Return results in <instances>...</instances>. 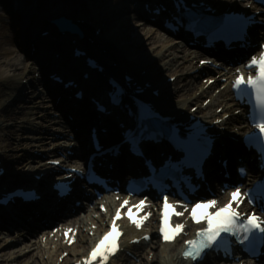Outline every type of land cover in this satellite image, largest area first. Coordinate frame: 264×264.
Listing matches in <instances>:
<instances>
[{
    "label": "bare ground",
    "instance_id": "6f19581e",
    "mask_svg": "<svg viewBox=\"0 0 264 264\" xmlns=\"http://www.w3.org/2000/svg\"><path fill=\"white\" fill-rule=\"evenodd\" d=\"M21 1H23V5L16 4V0H7L6 2L8 8L11 10L15 9V18L24 26V36L22 35L21 38L24 55L9 46L4 52L5 55L3 54L0 57V93L4 94L0 105V113L2 124L5 122L9 123H6L4 127H0V150L2 151L0 153V168L6 169L5 173L0 176V191L2 184L6 182L12 181V184L22 185L27 181L30 185L38 186L40 191L43 192V199L40 202L24 206L14 204L8 207L0 206V264H74L75 261L86 256L94 238L103 230L105 225L109 224L108 214L112 213L114 208L121 204L113 196L108 200V213H103L99 210L102 201H97L96 197H94L84 207H76L75 212H64L67 209L66 206L72 202V198L69 197L68 200L59 203L54 195L51 194L48 185L53 178L62 176V173H59L52 177V173H56L60 166L75 167L74 163L77 162V158L68 155L64 158L60 155V152L66 153L67 148L71 145H75V150L82 151L81 141L78 142L76 138L54 140L55 137H58L56 133L54 134L47 130H40L38 134L19 133L27 127L26 124H31L32 121L46 126L47 123H43L37 118L47 119L49 113H60L59 110H61L65 122L79 129V136L84 143L89 142L85 133L89 127V129L91 127L107 128L109 134L103 135L104 140L109 135H116L121 138L122 129L119 127V121L99 112L97 106L91 100L94 96L107 98L106 93L110 86L103 80L106 76H103L97 70L90 69L85 62L86 58L76 59L67 54V50H74L72 38L68 34L63 36L55 34L52 30L49 36L38 35L39 31L47 29L48 24L45 19H42V14L56 8L76 9L93 5V9H99L101 19L111 25L125 15L120 26L123 30V39L138 50V53H132L134 60H137V63H135L136 68L147 69L149 71L148 77L152 81L157 80L160 82L159 80L163 78L179 76L178 79H175L179 83L176 87L165 92L166 90L164 89H167V86L163 87L162 84L160 92L163 96L165 94L171 96L180 95L184 96V99L180 102L165 100L162 101V106L174 114H180V112L186 110L188 114L202 117L205 122L210 124L221 121L216 124V127L211 129L217 139L216 153L212 157L210 165L217 164L218 170L224 171V167L217 163V159L222 154L223 157L229 158V167L233 168L237 162L238 155L246 151L244 146L231 138V136L239 138L241 134L251 129L247 119H243L246 108H243L241 113L237 112L242 107L234 100L230 91V83L234 78L235 69L239 66L238 63L234 62L232 65L219 59L217 62H221V69H216L214 63L201 64V60L213 58L212 55L202 56V54H194L192 51L196 49L189 47L188 49L191 51L183 50L178 45L181 39L177 38L174 41L172 40L173 36L166 37L156 26H150L152 23H150V19L145 12L142 14L144 18L138 17L139 19H136V14L142 12L144 2L158 4L162 1L166 4H172V0H32V4H30L31 0ZM207 1L213 7L222 10L228 7L242 8L247 6L246 0ZM133 4L136 8L133 7ZM256 8L259 9V7ZM263 18V15H259V19ZM147 51V57L142 58L144 54L142 55L141 53ZM53 54L55 55L52 56ZM56 54L59 57H56ZM26 58H29L32 64H27ZM23 68L28 70V74L20 76L18 72ZM61 70H66V72L75 76L78 82L77 87L67 89L62 84L55 83L48 77L55 73L64 74ZM85 71L91 72L92 76L90 79L86 80L83 78ZM179 71H182V73ZM38 72L39 74H37ZM201 76L207 78L206 82H203V80L201 82ZM25 79L31 81V83L34 82V79H40L39 88H29L30 92L24 93L21 98H29L31 102L24 103L22 99H19L18 102H15L16 108L12 109L11 107L12 111H10L9 107L11 106V101H14L15 90L17 89L18 91L24 88ZM212 80L214 82H211ZM43 83L47 86V92L46 87L42 85ZM168 83H171V81H168ZM80 88H83L86 93L82 101L74 97V94ZM38 89L43 90L42 94L37 91ZM43 100H46V102H43ZM207 100H210L209 104L206 103ZM193 106L197 107L195 112L191 109ZM23 107H29V109ZM39 107H47L49 109L44 112L43 110H38ZM54 107L57 108L55 111L52 109ZM69 115L73 117L72 120L68 118ZM62 120L49 118L48 122L54 123ZM19 123L21 126L19 128L15 127ZM51 130H56L59 133L66 132L70 136L74 134L69 125L63 128L52 126ZM23 137L30 138V140H24ZM48 142L52 143L53 150L49 155H53V157L46 160L44 156L34 153V150L36 146H41L37 148L39 152H44L46 149L50 150L51 147L44 146ZM92 146H89L90 150H93ZM167 146L169 147V145H166L165 148ZM224 146L226 148L229 147V151L222 152L221 150ZM15 149H21V152L14 154L12 150ZM19 154L23 155V157L14 162L13 160ZM128 158L125 154L115 159L116 170L113 173L117 178L122 177L124 173V166L122 165ZM59 159L62 160L60 166L50 163L52 160ZM136 162L145 169L142 159H137ZM251 172L252 169L250 168L249 176L252 174ZM41 173H43L42 179L36 180L34 175ZM72 176L75 177L76 174L73 173ZM209 178L216 190L214 197L219 199L228 198L233 188L220 190L218 186L219 181L224 179L223 175L220 173L215 178L210 173ZM233 180L231 181L233 182ZM95 202H98L96 210H94ZM93 213H97V215L94 216ZM59 224L76 227L73 238L68 244H65L57 233H54L51 238L47 235L52 227ZM93 224H96V226L92 227ZM2 227L6 229H2ZM19 227L22 229H19ZM148 228L151 229V223ZM23 230H26L27 234ZM89 230H92L91 234ZM151 231L154 233V228ZM4 232L5 234H3ZM16 234L23 235V239L17 241ZM39 234L40 239L37 237ZM44 234L48 236V239H51L50 243H54V245H51L53 249L48 250L47 258H45L47 252L41 248ZM136 235L135 237H139L140 232L136 233ZM187 238H190V236L185 237L183 240H176L167 246L157 239H151L148 244L136 251L138 253L136 258H129L123 262L117 261L115 264H195L181 257L184 240ZM158 249H162L164 253H158ZM63 250L66 251L59 259V254ZM152 252L155 257L150 260L149 254ZM202 264H239V262H224L217 256H210ZM251 264H264V260L251 261Z\"/></svg>",
    "mask_w": 264,
    "mask_h": 264
},
{
    "label": "snow or ice",
    "instance_id": "6c2138e0",
    "mask_svg": "<svg viewBox=\"0 0 264 264\" xmlns=\"http://www.w3.org/2000/svg\"><path fill=\"white\" fill-rule=\"evenodd\" d=\"M201 23L202 21L200 19L192 16L190 27L196 28ZM247 67L250 70H255V76H249L245 80L243 74L240 73L233 82V88L236 90L239 99H247V103L250 106L252 121L255 127L259 129V134L264 136V50L261 51L259 58L253 56L248 62ZM248 139L250 143L253 141L256 142L261 156L264 157V140H258L256 134H253ZM129 140L133 144V149L135 150V146L138 142L136 136H130ZM169 167H171V165H169ZM243 171L244 170L241 169V172ZM242 202L240 189L236 188L235 191L231 192L228 203L223 207H217L218 202L215 200L195 203L191 209V219L197 224L202 222L205 223L206 227L197 231L195 239L185 242L187 250L183 253L184 257L196 260L207 248L225 246L227 240L222 234L237 237L240 243L244 241L252 242L257 239L264 240V220L255 213L242 215L236 208H233V204L239 207V204ZM249 202H251V197H249ZM127 205L128 201L125 200L121 208ZM144 206V201H141L139 205L133 207L136 208L137 211H140ZM177 207H184L185 211H187V205L169 204L168 197H163L160 233L165 242H172L185 227L183 224H169V209L172 210L171 215H183L182 212H177L175 210ZM213 208L215 211H210V209ZM102 210H104L103 206ZM120 218L121 209H117L110 230L104 233L103 237L96 243V246L92 248L88 257L85 258L84 264H94V261H99V264H107L108 257L114 255L115 251L118 250L117 239L122 233L116 221ZM128 218L137 228L141 227L143 221L133 218L131 208L128 210ZM146 218L147 217H145V219ZM65 235L67 236V232ZM225 250L226 252L228 251L227 248Z\"/></svg>",
    "mask_w": 264,
    "mask_h": 264
},
{
    "label": "water",
    "instance_id": "95a60500",
    "mask_svg": "<svg viewBox=\"0 0 264 264\" xmlns=\"http://www.w3.org/2000/svg\"><path fill=\"white\" fill-rule=\"evenodd\" d=\"M16 4L23 5V1L16 0ZM93 8L94 6L90 5L87 8L88 13L77 9L56 8L42 14L41 17L48 22L46 32H49V35L52 30L55 34L63 36L68 34L72 38V44L88 49L92 57L101 59L109 67L116 68L120 72H131L140 81L151 82L150 89L161 88V82L149 79L147 69L136 68L137 60H134L132 53H138V51L131 43L123 39L121 23L116 21L114 23L116 25L108 24L101 19L99 9ZM14 10L8 8L9 13L16 19ZM93 44L96 47H93Z\"/></svg>",
    "mask_w": 264,
    "mask_h": 264
},
{
    "label": "rangeland",
    "instance_id": "374dc122",
    "mask_svg": "<svg viewBox=\"0 0 264 264\" xmlns=\"http://www.w3.org/2000/svg\"><path fill=\"white\" fill-rule=\"evenodd\" d=\"M4 2H2V0L0 1V57H2V55L4 54L5 55V51L8 49V47L9 46H12L13 48H15L20 54H23L24 55V52L22 51L23 50V45H22V40H21V38H22V34H23V28H22V25H21V23H19V21L16 19H14L13 17H12V15L9 13V11H8V7L6 6L7 5V1L6 0H3ZM6 1V2H5ZM30 4H32V1H31V3ZM90 7V5H87V6H83L82 8L81 7H78V8H76L78 11H87V8H89ZM87 7V8H86ZM72 8H74V7H72ZM124 18H125V15L124 16H121L120 18H119V20H117V21H119V23H121L123 20H124ZM136 19H139L137 16H136ZM121 21V22H120ZM21 22V21H20ZM150 26H152V27H154V26H156V25H154L153 23H152V25H150ZM150 26H148V27H150ZM156 28H158L157 26H156ZM158 30H160L163 34H165V36L167 37V36H169L168 35V33L167 32H165L164 30H162V29H160V28H158ZM44 31H46V30H44ZM44 31H39L38 32V35H42L43 34V32ZM175 39L176 38H174L173 37V39L172 40H174L175 41ZM174 45H176V44H174ZM178 45H180L179 47L180 48H182L183 50H186L187 52H189V51H191L190 49H188V46H184V45H181L180 43L178 44ZM67 46V45H66ZM71 49V48H70ZM194 49V48H193ZM139 50H140V48H139ZM70 51V50H69ZM68 50H67V54H69V56L70 57H73V50H71L70 52H69ZM138 51V50H137ZM196 50H194V51H192L194 54H197V52H195ZM142 55L144 54V56L142 57V58H146L147 57V55L146 54H148V51L147 52H145V53H141ZM199 54V53H198ZM55 54H53L52 56H54ZM198 59V58H197ZM196 61H198V60H196ZM26 63L27 64H30L31 63V61L29 60V58H26ZM32 64V63H31ZM180 73H182V71H179ZM18 74L20 75V76H24V75H27L28 74V70L26 69V68H23V69H21L19 72H18ZM37 74H39V72L37 73ZM168 75V74H167ZM171 75V74H170ZM49 77V76H48ZM170 77H172V76H170ZM169 77V78H170ZM173 77H176V79H178V75H176V76H173ZM169 78H163V79H161V80H159L162 84H163V87H165V86H167V89H164V90H166L165 92H168V91H170V90H172L174 87H176L177 86V84H179L178 83V81H172L171 83H168V80H169ZM200 79H201V82H202V80H203V82H206V80H207V78L206 77H204V76H201L200 77ZM199 79V80H200ZM0 81H1V78H0ZM33 81V80H32ZM168 84H167V83ZM170 82V81H169ZM40 83H41V81H40V79H34V82L33 83H31V81H27V79H25L24 80V88H23V91H24V93H29L30 92V90H29V88H31V89H37V88H39V85H40ZM182 84V83H181ZM168 85H169V87H168ZM17 91V89L15 90V92ZM40 94H42V92H43V90L41 91V89L39 90H37ZM16 94V93H15ZM3 93L1 92L0 93V105H1V102H2V98H3ZM164 97H165V99H166V101H169V100H176V101H178V102H180V101H182L183 99H184V96H180V95H176V96H171V95H168V94H165L164 95ZM19 100H17L16 102H18ZM22 101L24 102V103H29V102H31V99H29V98H26V99H22ZM43 102H46V100H43ZM11 106L9 107V109H10V111H12V109H14V108H16V105H15V102L14 101H11ZM17 104V103H16ZM11 107H12V109H11ZM196 106H193L191 109H192V111L194 110V108H195ZM23 108H25V109H29V107H23ZM47 109H49V108H47V107H39L38 108V110H43L44 112L47 110ZM52 109H54V111L57 109L56 107H54V108H52ZM60 111V110H59ZM196 111V110H195ZM195 111H193V112H195ZM190 112H191V110H190ZM180 113H182V114H185V115H188V111H182V112H180ZM49 118L51 119V118H56V119H59V120H62L61 122H59V121H56V122H54V123H50V122H48L49 121ZM37 119H39L41 122H43V123H47V125L46 126H43L42 125V123H38V122H35V121H32V123L31 124H26V128H24V130L23 131H20L19 133L21 134H38V133H40V130H47V131H50L51 133H56V135L58 136V137H55V139L54 140H57V139H74V137H73V135L72 136H70V135H67V133L65 132V133H59V132H56V130H51V127L53 126H59V127H66V126H68V123L67 122H65V119H64V116L61 114V113H49V115H48V117H47V119H45V118H41V117H38ZM225 119H227V118H225ZM243 119L245 120V117L243 116ZM35 120V119H34ZM220 122V121H219ZM7 122H5V123H3L2 124V116H1V113H0V127H4L5 126V124H6ZM7 124H9V123H7ZM21 126V124L19 123V125L18 126H15V127H17V128H19ZM1 132V131H0ZM86 133H87V136L89 137V132H88V130L86 131ZM23 139L24 140H26V139H29L30 140V138H25V137H23ZM64 140H62V141H64ZM64 143V142H63ZM51 144L52 143H50V142H48V143H46V144H44V146H47V147H51L50 148V150H45L44 152L43 151H38V149L37 148H39V147H41V146H36L35 147V150H34V153H38V154H40V155H42V156H44V158L47 160V159H49V158H51V157H53V155H49V154H51L50 152L53 150V148H52V146H51ZM2 151L0 150V153H1ZM12 152H14V154L15 153H20L21 152V149H15V150H12ZM23 157V155H17L16 156V158L13 160L14 162L17 160V159H20V158H22ZM15 166H17V165H15ZM14 166V167H15ZM63 166V165H62ZM64 166H66V165H64ZM97 207H98V202H95L94 203V210H96L97 209ZM94 215H97V213H93ZM92 227H93V225H92ZM6 229L5 227H2V229ZM19 229H22V228H20L19 227ZM24 231V233L25 234H27L26 233V230H23ZM12 233H14V232H12ZM3 234H5V232L3 233ZM2 234V235H3ZM16 239H17V241H20V240H22L23 239V235H21V234H16ZM38 237V239H40V234L37 236ZM54 245V243H46L45 241H44V237H42V242H41V248L43 249V250H45L47 253H46V255H45V258H47L48 257V250H51V249H53V247H51V245ZM26 250H28V249H26ZM157 252L158 253H164L163 251H162V249H158L157 250ZM155 257V254L152 252V253H150L149 254V259L150 260H152L153 258ZM159 259V258H158ZM161 260H162V258H161ZM197 264H202V263H197Z\"/></svg>",
    "mask_w": 264,
    "mask_h": 264
}]
</instances>
